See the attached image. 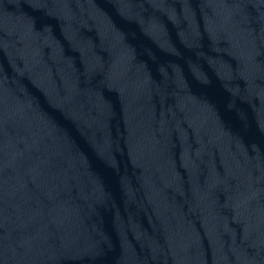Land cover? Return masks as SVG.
Wrapping results in <instances>:
<instances>
[{
  "label": "water",
  "instance_id": "95a60500",
  "mask_svg": "<svg viewBox=\"0 0 264 264\" xmlns=\"http://www.w3.org/2000/svg\"><path fill=\"white\" fill-rule=\"evenodd\" d=\"M0 264H264V0H0Z\"/></svg>",
  "mask_w": 264,
  "mask_h": 264
}]
</instances>
